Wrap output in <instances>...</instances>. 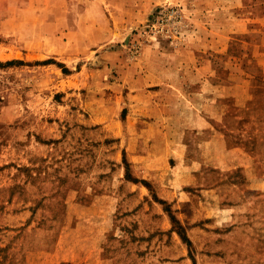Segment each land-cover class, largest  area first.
Returning a JSON list of instances; mask_svg holds the SVG:
<instances>
[{
  "label": "rangeland",
  "instance_id": "1",
  "mask_svg": "<svg viewBox=\"0 0 264 264\" xmlns=\"http://www.w3.org/2000/svg\"><path fill=\"white\" fill-rule=\"evenodd\" d=\"M261 25L264 0H0V264H264Z\"/></svg>",
  "mask_w": 264,
  "mask_h": 264
},
{
  "label": "crops",
  "instance_id": "2",
  "mask_svg": "<svg viewBox=\"0 0 264 264\" xmlns=\"http://www.w3.org/2000/svg\"><path fill=\"white\" fill-rule=\"evenodd\" d=\"M240 1V0H239ZM248 18V17H247ZM250 19V18H249ZM246 22H245V25L248 23V19H245ZM251 20V19H250ZM246 30V27H243L242 28V31H245ZM247 30H249V28H247ZM253 30H261V33H264V25H261V28H251V31ZM262 36V35H261ZM261 45L264 47V41L261 40ZM202 123V126L203 127H207L209 125H211V122L210 124H207V119H203L202 121V117L201 119H199ZM144 177H146V175H144ZM143 186H141L142 188ZM59 241H60V238H59ZM59 241L57 240V242L59 243ZM99 244L98 241H96V238L95 237H90V236H87L86 239H85V244L83 245L82 249L79 250L78 247H76L75 245L73 246H61L62 249H64V251L68 254L71 252V254H69V256L67 255V258H65L66 260H70V261H74L76 260L78 257H81L83 258L82 260L83 261H87L89 260L91 257H93V250L96 249V246ZM77 248V249H76ZM85 248V249H84ZM61 249H58L56 246H55V249H53L51 252H53L52 254L55 255L57 258L60 257L59 253H61L60 251ZM63 251V250H62ZM83 251V252H82ZM62 263V262H60Z\"/></svg>",
  "mask_w": 264,
  "mask_h": 264
},
{
  "label": "trees",
  "instance_id": "3",
  "mask_svg": "<svg viewBox=\"0 0 264 264\" xmlns=\"http://www.w3.org/2000/svg\"><path fill=\"white\" fill-rule=\"evenodd\" d=\"M10 63V62H9Z\"/></svg>",
  "mask_w": 264,
  "mask_h": 264
}]
</instances>
